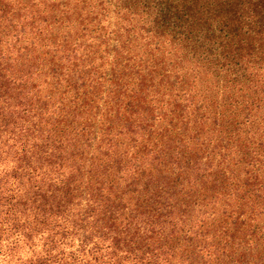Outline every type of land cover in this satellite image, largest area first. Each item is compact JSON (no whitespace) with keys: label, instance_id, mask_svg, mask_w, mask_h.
I'll return each mask as SVG.
<instances>
[{"label":"clouds","instance_id":"9594fccd","mask_svg":"<svg viewBox=\"0 0 264 264\" xmlns=\"http://www.w3.org/2000/svg\"><path fill=\"white\" fill-rule=\"evenodd\" d=\"M0 264H264V0H0Z\"/></svg>","mask_w":264,"mask_h":264}]
</instances>
